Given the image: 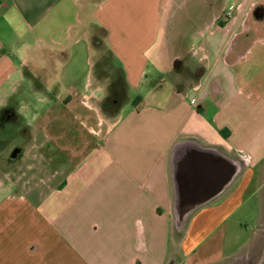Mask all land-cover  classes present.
<instances>
[{"label":"crops","instance_id":"obj_1","mask_svg":"<svg viewBox=\"0 0 264 264\" xmlns=\"http://www.w3.org/2000/svg\"><path fill=\"white\" fill-rule=\"evenodd\" d=\"M167 3L0 0V142L19 140L12 162L29 157L50 173L48 181L32 172L28 190L6 189L0 177V264H231L241 257L249 242L237 239L232 223L243 221L234 218L264 165L263 9L251 25L264 0H236L224 26H206L195 51L203 74L188 93L174 91L161 104L150 100L162 86L150 58L159 47L167 60L159 45ZM97 28L128 85L115 117L101 109L110 81L94 69ZM194 152L205 165V155L213 157L219 171V157L238 170L181 217L176 158L185 164ZM213 187L189 197H209Z\"/></svg>","mask_w":264,"mask_h":264},{"label":"rangeland","instance_id":"obj_2","mask_svg":"<svg viewBox=\"0 0 264 264\" xmlns=\"http://www.w3.org/2000/svg\"><path fill=\"white\" fill-rule=\"evenodd\" d=\"M235 1L236 0H168L165 9L164 32L159 42L160 48L164 44V53L167 60L162 57L159 47L156 51H153L150 58V67L152 69L155 67L156 79L162 86L159 90L160 92H157L158 96L150 98L151 101L155 99L156 103L160 101L161 104H164L166 100L172 96L174 91L180 90L184 92L187 90L186 93H188L189 88L198 82L203 74L204 64L198 61L195 51L201 50L196 48H198L201 41H204L205 34L208 35L210 33L206 30V26L209 27L212 25L214 28H221L224 26L233 14L231 12L234 7H231L229 10V6ZM223 6L227 8V11L222 12ZM260 9L264 10V3L259 5L256 12L253 14L251 25L254 20H258L257 16L260 13ZM262 20V24H264V18H262ZM93 32L96 37L101 36L103 40L104 36L102 30L97 28L96 30L94 29ZM262 32L264 33L263 30ZM165 38L166 41L164 43ZM96 45L94 64L107 65L103 67V70H105L104 74L112 77L117 71L114 66L113 57L104 43L98 41ZM261 45L262 43L260 42L258 48ZM255 50L253 52H255ZM168 61L169 65H165ZM177 61L181 64H179L181 66L179 69L174 67V63ZM261 74H264V71H262ZM133 94L134 93H132V95ZM139 94L141 95H139L140 97L145 98L144 91ZM133 96L136 97L137 95ZM13 108L17 107L14 106ZM18 141L19 140H15L11 143L5 142L4 145H1L0 142V177H3L4 180L2 183L6 189H11L12 184H14L22 187V189L28 190L32 185L35 172L38 176L43 178V180H48L50 173L44 167L43 163L36 167L37 162L34 160L35 163L33 164H35V168L30 169V166L33 167V164L30 165L32 160L29 157L24 161L20 159L19 161L12 162L11 154L15 148L19 146L17 145ZM20 145L25 146L24 143ZM256 171V181L253 183L246 196L245 206L239 211L237 217L234 218L243 221H237L238 224L232 223V228H235L233 232L237 231L238 233L237 239L240 241L242 239L246 240L247 238L249 244L242 251L241 257L231 264H243L248 257L252 256L255 250L258 252L263 249L264 165L257 166ZM49 183H51V181ZM256 192H258L259 197H254ZM240 223H242V225Z\"/></svg>","mask_w":264,"mask_h":264},{"label":"water","instance_id":"obj_3","mask_svg":"<svg viewBox=\"0 0 264 264\" xmlns=\"http://www.w3.org/2000/svg\"><path fill=\"white\" fill-rule=\"evenodd\" d=\"M20 153L21 149H15L11 158H16ZM203 156L204 155L198 152L191 154L186 157L188 163L185 164L183 163L185 160L184 157L181 156V158H176L175 178L178 186V206L181 217L186 214V210L193 209L197 205L211 200L213 196L220 193L237 173L238 167L233 165L228 159L219 157V159L225 163L221 165V170L219 171V167L214 163L215 160L212 159L213 157L209 159V156L205 155L211 162L209 163L210 165L202 164L203 162L201 161L204 159ZM209 184L214 186L209 197H189L190 194H199L204 186H208Z\"/></svg>","mask_w":264,"mask_h":264},{"label":"trees","instance_id":"obj_4","mask_svg":"<svg viewBox=\"0 0 264 264\" xmlns=\"http://www.w3.org/2000/svg\"><path fill=\"white\" fill-rule=\"evenodd\" d=\"M103 36L105 37V31H103ZM93 40H94V47L97 46L96 44L98 41H100V43H103L101 36L96 37V35H94ZM106 66L107 65L104 66L95 65L94 67V69L96 68L97 70L96 74L99 79H108L110 81V84L108 86V94L101 103V109L104 114L111 117H115L127 102L128 85L125 74L121 68H118L114 65L117 71L112 77H109L104 74L105 70H103V67ZM140 105H141V100L136 99L134 102V106H136L137 110L140 109Z\"/></svg>","mask_w":264,"mask_h":264},{"label":"flooded vegetation","instance_id":"obj_5","mask_svg":"<svg viewBox=\"0 0 264 264\" xmlns=\"http://www.w3.org/2000/svg\"><path fill=\"white\" fill-rule=\"evenodd\" d=\"M243 264H264V244L263 249L257 252L255 250L251 257H248Z\"/></svg>","mask_w":264,"mask_h":264}]
</instances>
